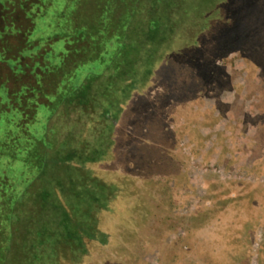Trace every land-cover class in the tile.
Segmentation results:
<instances>
[{
	"label": "rangeland",
	"instance_id": "374dc122",
	"mask_svg": "<svg viewBox=\"0 0 264 264\" xmlns=\"http://www.w3.org/2000/svg\"><path fill=\"white\" fill-rule=\"evenodd\" d=\"M112 1L116 44L119 0ZM106 3L91 27L105 24ZM159 3L145 12L159 28L146 36L137 77L122 92L115 88L107 119L100 105L93 122L76 127L87 154L63 161L101 192L92 221L75 220L80 246L64 248L55 232L27 236L39 225L45 193L54 191L68 209L57 185L61 168L51 160L71 131L60 110L49 124L55 144L43 124L35 137L0 122V264H264V0ZM70 10L79 24L92 13L88 0ZM99 37L75 59L106 51ZM88 68L73 80L81 82ZM57 79L44 86L53 89ZM37 155L55 167L38 180Z\"/></svg>",
	"mask_w": 264,
	"mask_h": 264
},
{
	"label": "trees",
	"instance_id": "16d2710c",
	"mask_svg": "<svg viewBox=\"0 0 264 264\" xmlns=\"http://www.w3.org/2000/svg\"><path fill=\"white\" fill-rule=\"evenodd\" d=\"M75 1L0 0V68L5 70L4 76L0 78V122L9 120L12 124L16 123L14 129L24 128V131H32L35 137L41 132L35 128L37 123L38 126L43 124V129L48 130L50 136H55L49 140L51 143L52 139L55 144L58 143L56 129L50 128L49 124L60 110V116L57 118L63 120L64 125L71 129L66 139L58 143L57 151L52 150L55 158H51L56 160L52 162L54 166L61 168L57 185L59 190L64 191L62 196L66 198L68 209L60 206L54 191L51 190L48 195L45 193V198L40 199L42 203L38 202L37 206V212H40V219L36 218L39 225L27 230L29 238L33 231L37 237H43L44 233H58V238L67 242L64 248L81 245V231L75 220L81 224L86 223L87 219L92 221V209L97 210L96 204L101 197L97 186H93L87 179L81 180L76 174L77 169L63 163L65 159H78L88 152L89 142L81 140L79 134L82 132L76 127H83L85 122H93L103 106L106 107L103 118L107 119L106 115L114 106L111 96L115 88L119 85L120 93L131 86L130 83L141 69L140 53H145L146 36L157 32L159 28L157 22L155 25L145 17V12L150 7L152 10L157 9L160 0H119V41L115 44L110 40L114 35L113 10L116 9L117 3L107 0V7L111 8V11L107 9L109 13L104 14L105 24L100 27L101 24L98 23L99 27L95 29L91 27V22L96 21L97 14L94 15V11L106 0L100 3V0H88L91 17H83L85 20H81L80 24L74 18L77 12L74 11L71 16L68 12ZM60 8L62 11H59ZM164 13H167L166 7ZM110 23V29H102ZM60 24L62 27H59ZM118 32L115 30L116 36ZM99 36H103L107 41L106 51L102 50L100 54L96 53L87 58L83 54L86 59H75L87 44L98 46L102 40ZM80 46L81 48L77 49ZM86 64L89 66V74L81 82L73 80L78 69ZM52 76L58 78V82L53 89H48L43 80ZM100 78L104 79L102 84L95 86ZM40 98L48 102L41 101ZM93 130L94 133L98 132L97 128ZM45 143L47 144V140ZM50 143L48 147L51 146ZM44 155L47 158L45 152ZM45 157L37 155L34 159L41 158L43 162ZM47 164L46 161L42 163L37 180L46 176L48 170L55 168L53 165L46 168ZM51 172L53 175L52 170ZM55 182L56 178L53 177L48 186L56 184ZM47 188L45 186L43 189ZM25 235L20 236L16 242L21 249L26 247L29 241L28 237L24 238Z\"/></svg>",
	"mask_w": 264,
	"mask_h": 264
}]
</instances>
